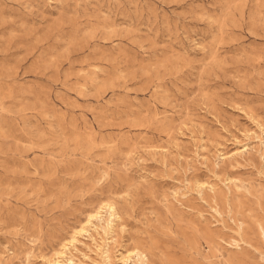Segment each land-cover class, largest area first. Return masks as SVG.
Here are the masks:
<instances>
[{
  "label": "rangeland",
  "instance_id": "1",
  "mask_svg": "<svg viewBox=\"0 0 264 264\" xmlns=\"http://www.w3.org/2000/svg\"><path fill=\"white\" fill-rule=\"evenodd\" d=\"M102 200L112 264H264V0H0V264Z\"/></svg>",
  "mask_w": 264,
  "mask_h": 264
},
{
  "label": "bare ground",
  "instance_id": "2",
  "mask_svg": "<svg viewBox=\"0 0 264 264\" xmlns=\"http://www.w3.org/2000/svg\"><path fill=\"white\" fill-rule=\"evenodd\" d=\"M199 185L201 187H205L206 183L201 182ZM119 218L120 215L118 213V208L114 202H111L110 200L100 201L92 211L87 213L85 219L79 224V226L72 229L70 236L62 240L59 245V248L57 250H54V254L52 257L53 259L46 258L47 262L49 264H76L72 257L68 256V252L71 248H77L78 243H82V241L79 239L80 237L89 236V238L95 241L98 250L101 251L100 256L103 260V264H112L110 245H108V243L113 242L115 240L109 242L104 241L100 243L93 236L91 229L93 228L94 231L98 232L100 227L104 230V232H107L109 228H113V225L115 224L114 221L118 220ZM104 223L106 224V226L103 225ZM118 261H120L121 264H134L136 261H139L141 264H146V262L148 261V254L141 248L134 247L131 250L121 252ZM96 264L100 263L96 261Z\"/></svg>",
  "mask_w": 264,
  "mask_h": 264
}]
</instances>
